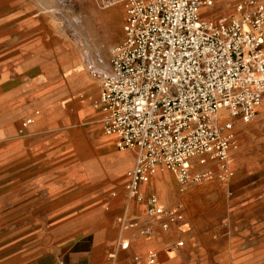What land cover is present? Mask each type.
<instances>
[{
	"label": "crops",
	"instance_id": "obj_1",
	"mask_svg": "<svg viewBox=\"0 0 264 264\" xmlns=\"http://www.w3.org/2000/svg\"><path fill=\"white\" fill-rule=\"evenodd\" d=\"M46 22L36 12L28 55L0 51V200L23 205L17 223L0 229V264H148L150 251L157 264H254L249 247H264V126L246 131L261 142L242 147L236 180L181 188L158 167L141 190L181 216L164 229L167 216L150 221L125 188L137 150L119 149L105 132L94 106L100 80ZM21 123L27 136H6Z\"/></svg>",
	"mask_w": 264,
	"mask_h": 264
},
{
	"label": "built area",
	"instance_id": "obj_2",
	"mask_svg": "<svg viewBox=\"0 0 264 264\" xmlns=\"http://www.w3.org/2000/svg\"><path fill=\"white\" fill-rule=\"evenodd\" d=\"M94 1L125 12L124 38L108 63L98 56L85 64L101 82L94 106L116 146L137 150L128 194L145 204L150 221L167 216L168 229L181 216L141 186L160 166L181 188L233 176V120L252 122L264 102V1L242 0L221 16L210 14L215 0ZM146 259L158 263L155 251Z\"/></svg>",
	"mask_w": 264,
	"mask_h": 264
},
{
	"label": "rangeland",
	"instance_id": "obj_3",
	"mask_svg": "<svg viewBox=\"0 0 264 264\" xmlns=\"http://www.w3.org/2000/svg\"><path fill=\"white\" fill-rule=\"evenodd\" d=\"M240 1L242 0H215L214 9L210 14L221 16L233 13L236 3ZM111 11H114L112 15L117 17L116 28H114ZM36 12L47 21L46 24L48 23L49 27L46 25V29L51 32L58 44L63 43L66 48H77L80 51L82 60L80 59L78 62L82 61L84 65L88 62L84 56L86 54H91L94 60L100 56L107 64L111 50L124 38L125 12L120 5L101 9L94 0H0V44L2 43L3 47L0 51L8 53L10 58L17 54H29L31 48L36 45ZM99 14H103L105 18L104 16L99 17ZM102 68L105 69L106 66ZM259 109L260 115L258 113L250 123L233 120L236 144L229 153V159L234 174L228 181L238 178L235 164H238L237 158L244 144L251 143L256 146L261 142V133L256 129L246 133L253 127L252 125L264 126V120H259V117L264 116V102ZM226 118L229 119V117ZM27 121L25 120L26 125ZM25 123H21L18 127H11V129L4 127L6 129L3 130L6 131V136L10 139L22 138L29 129L27 127L29 124L24 126ZM101 124L103 125V121ZM258 159L260 163H264L263 155ZM233 163H235L234 166H232ZM252 174V178H258V172ZM0 176H2L1 172ZM214 180L221 181L218 178ZM9 200L8 198L0 200V229L2 227L10 229L11 225H15L17 221L12 220L14 211L23 206L8 202ZM1 208L6 211L2 213ZM2 242L3 239L0 237V244ZM249 249L250 261L253 259L254 264H264V247H249Z\"/></svg>",
	"mask_w": 264,
	"mask_h": 264
},
{
	"label": "bare ground",
	"instance_id": "obj_4",
	"mask_svg": "<svg viewBox=\"0 0 264 264\" xmlns=\"http://www.w3.org/2000/svg\"><path fill=\"white\" fill-rule=\"evenodd\" d=\"M99 17L100 16H104L103 14H99L98 15ZM111 17H112V19H113V23L115 24V26H114V28H116V25H117V17L116 16H113L112 14H111ZM104 18H105V16H104ZM118 27V26H117ZM86 58L85 59H87L88 61H89V63H92V62H94L95 60L94 59H92V57H91V54H86V55H84ZM84 58V57H83ZM94 60V61H93ZM30 110V109H29ZM28 110V111H29ZM33 110V109H32ZM31 112V111H30ZM226 114H227V112L226 111H224V110H222L221 112H220V115L221 116H226ZM24 116V115H23ZM12 131V130H11ZM2 158V157H1Z\"/></svg>",
	"mask_w": 264,
	"mask_h": 264
}]
</instances>
